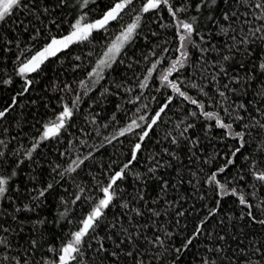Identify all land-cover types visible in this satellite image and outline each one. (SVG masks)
I'll return each instance as SVG.
<instances>
[{"label":"snow or ice","instance_id":"snow-or-ice-1","mask_svg":"<svg viewBox=\"0 0 264 264\" xmlns=\"http://www.w3.org/2000/svg\"><path fill=\"white\" fill-rule=\"evenodd\" d=\"M0 264H264V0H0Z\"/></svg>","mask_w":264,"mask_h":264}]
</instances>
